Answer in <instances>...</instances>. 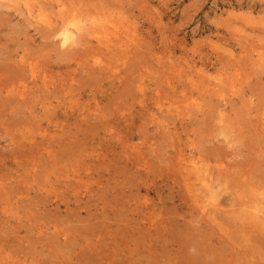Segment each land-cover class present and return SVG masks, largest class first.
Segmentation results:
<instances>
[{
  "label": "rangeland",
  "instance_id": "obj_1",
  "mask_svg": "<svg viewBox=\"0 0 264 264\" xmlns=\"http://www.w3.org/2000/svg\"><path fill=\"white\" fill-rule=\"evenodd\" d=\"M0 264H264V0H0Z\"/></svg>",
  "mask_w": 264,
  "mask_h": 264
},
{
  "label": "bare ground",
  "instance_id": "obj_2",
  "mask_svg": "<svg viewBox=\"0 0 264 264\" xmlns=\"http://www.w3.org/2000/svg\"><path fill=\"white\" fill-rule=\"evenodd\" d=\"M74 23V22H73ZM64 30H65V28H64ZM64 32V31H63ZM65 32H66V30H65ZM67 33H69V30H68V32ZM64 34V33H63ZM66 42H68V41H66ZM244 136V135H243ZM246 137V136H245ZM263 176V175H262ZM263 178V177H262Z\"/></svg>",
  "mask_w": 264,
  "mask_h": 264
}]
</instances>
